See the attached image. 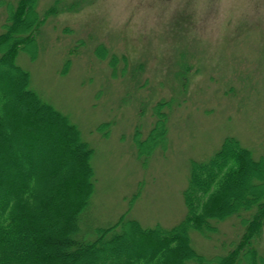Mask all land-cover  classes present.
Returning a JSON list of instances; mask_svg holds the SVG:
<instances>
[{"label": "rangeland", "instance_id": "374dc122", "mask_svg": "<svg viewBox=\"0 0 264 264\" xmlns=\"http://www.w3.org/2000/svg\"><path fill=\"white\" fill-rule=\"evenodd\" d=\"M32 1L40 21L13 63L80 133L96 180L93 226L126 212L144 228L177 225L187 213L192 163L209 162L228 139L264 163V0H230L222 17L231 23L215 46L191 22L216 0H175L164 31L135 39L109 31L106 0ZM27 2L0 0V37L16 32L12 21ZM216 225L211 239L192 234L199 252L223 255L245 230L236 218ZM257 246L264 253V234Z\"/></svg>", "mask_w": 264, "mask_h": 264}, {"label": "trees", "instance_id": "16d2710c", "mask_svg": "<svg viewBox=\"0 0 264 264\" xmlns=\"http://www.w3.org/2000/svg\"><path fill=\"white\" fill-rule=\"evenodd\" d=\"M32 3L14 17L16 32L0 37V66L11 68L0 71V264H264L257 246L264 234V163L250 161L231 139L209 162L192 163L187 213L177 225L144 228L128 212L113 225L91 224L96 180L80 133L43 104L27 72L13 63L31 46L40 21ZM230 218L245 230L227 253L195 248L194 232L211 239L216 223Z\"/></svg>", "mask_w": 264, "mask_h": 264}, {"label": "clouds", "instance_id": "9594fccd", "mask_svg": "<svg viewBox=\"0 0 264 264\" xmlns=\"http://www.w3.org/2000/svg\"><path fill=\"white\" fill-rule=\"evenodd\" d=\"M230 0H216L206 13L193 16L191 29L204 43L215 46L227 35L222 12ZM109 31L123 33L130 38H147L164 31L176 12L175 0H106ZM248 16L255 10L244 4ZM261 14H264L262 11Z\"/></svg>", "mask_w": 264, "mask_h": 264}]
</instances>
